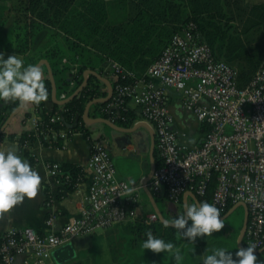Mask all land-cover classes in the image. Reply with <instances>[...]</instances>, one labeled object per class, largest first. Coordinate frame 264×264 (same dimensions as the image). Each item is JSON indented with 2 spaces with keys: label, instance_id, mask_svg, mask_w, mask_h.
Returning <instances> with one entry per match:
<instances>
[{
  "label": "built area",
  "instance_id": "obj_1",
  "mask_svg": "<svg viewBox=\"0 0 264 264\" xmlns=\"http://www.w3.org/2000/svg\"><path fill=\"white\" fill-rule=\"evenodd\" d=\"M109 64L114 73L122 72L118 64ZM126 75L133 82L114 87L104 112L106 120L115 124L125 119L121 111L131 102L139 110V121L152 128L160 162L149 182L152 196L176 204L183 194L191 193L199 201L216 203L223 216L232 207L245 204L249 213L247 244L254 243L257 250L264 248V56L250 83L239 88L235 68L215 58L190 22L172 35L142 77ZM172 93L179 96L182 109L195 122L207 126L199 145H188L186 134L174 129L169 107ZM58 120V116L49 120L47 125L54 128L49 131L39 129L40 119L31 123L35 132H47L64 142L79 132L57 124ZM87 168L91 186L79 215L57 231L8 230L0 236L1 264H15L18 256L26 254L32 255L35 264H44L55 249L78 237L137 219L146 225L158 220L154 212H139V188L117 179L104 143L91 141ZM47 171L61 184L56 179L61 173L59 163L48 164ZM212 179L216 184L208 200ZM128 188L133 191L129 193ZM53 222L51 217L46 225L51 227Z\"/></svg>",
  "mask_w": 264,
  "mask_h": 264
},
{
  "label": "trees",
  "instance_id": "obj_2",
  "mask_svg": "<svg viewBox=\"0 0 264 264\" xmlns=\"http://www.w3.org/2000/svg\"><path fill=\"white\" fill-rule=\"evenodd\" d=\"M241 3L242 0H0V51L23 56L26 64L46 59L54 79L56 99L59 100L61 95H65L67 99L82 85L84 72L91 66L93 59L114 62L122 69L119 74L111 72L108 80L112 89L116 85L131 84L133 79L126 74L142 75L159 58L172 35L192 22L215 58L235 66L237 86L245 88L262 63L264 42L254 39V25L243 27L242 34L245 35L240 37L241 33H237L233 25L229 24L232 21L229 16L235 13L241 15V12L246 11L239 7ZM115 5L120 6L121 12H126V17L111 22L108 12ZM253 9L255 8L249 11L252 12ZM46 29L52 32L49 39L62 37L63 47L55 45L48 50L33 48L37 36ZM74 65L76 68H71ZM43 69L49 96L47 101H42L38 106L33 105L44 116L39 129L53 130L47 124L51 118L58 116L57 124L68 130L81 132L91 143L83 114L89 103L106 98L107 92L100 89L102 81L90 76L82 91L73 100L60 106L51 101L52 84L46 67L43 66ZM70 70L73 75L69 82L63 75ZM47 102L52 103L51 110L45 108ZM108 102L92 104L90 115L107 119L104 109ZM18 106L17 102L0 100V127ZM121 116L125 119L117 121L115 125L124 129L131 128L141 120L137 112L128 108L121 111ZM28 118L29 114H26L24 121ZM104 127L108 129L106 125ZM200 127L203 134L207 132L206 125ZM34 140L32 133L23 134L18 139L21 146L25 141ZM62 144L63 141L58 139L50 145L61 148ZM25 156L33 163L29 154ZM154 157L157 168L160 162L156 153ZM84 176L82 167L62 164L61 173L56 178L61 183L56 199H60L63 190H74L84 181ZM215 184V179H212L207 193L208 200ZM48 198L51 197L47 195ZM163 198L154 197L157 206L158 201L164 200ZM178 207L180 212L161 210L158 206L164 219L180 214L183 208L181 205ZM240 227L242 224L233 230L223 228L214 233L213 239L198 238L193 246L181 240L176 230L164 228L159 220L146 225L137 219L132 223L104 230L97 239L98 244L93 245L94 253L88 256L76 254L73 260L65 264H201L203 257L210 254L212 248L226 246L218 240L222 234L228 233L233 241V250L236 251ZM148 230L165 240L173 241L184 258L177 262L169 253L144 251L141 243L146 239L145 232ZM101 240L106 242L109 256L103 262L98 261V252H95L96 246L102 245ZM242 244L244 247L248 245L245 237ZM193 247L194 253L191 251ZM257 256L264 258V251Z\"/></svg>",
  "mask_w": 264,
  "mask_h": 264
},
{
  "label": "crops",
  "instance_id": "obj_3",
  "mask_svg": "<svg viewBox=\"0 0 264 264\" xmlns=\"http://www.w3.org/2000/svg\"><path fill=\"white\" fill-rule=\"evenodd\" d=\"M239 7L246 11L241 12L243 13L241 15L235 13L233 16H229L231 18L230 20H232L229 24L233 25V28L237 33H241L240 37L245 35L242 34L243 27L247 25H254L253 29L256 31V35L253 36L254 39L264 42V0H242L241 6ZM252 8L255 9H253L252 12L249 11ZM48 36L49 33L47 32V29L43 30L37 36L33 48H41L42 50L46 48L44 50H48L55 45H60V47L63 45L61 36H56L57 38L55 39H49ZM255 42L256 41H254V43ZM20 57L24 59L23 56ZM42 60L46 61L49 65L46 59ZM91 67H93V69H91ZM71 68L75 69L76 65ZM88 70L96 73L102 79L110 83L108 79L113 71L109 62L93 59L91 61V66L86 71ZM145 72L137 77H142ZM72 75L73 71L70 70L65 72L63 76L66 81L70 82ZM90 76H88V78ZM101 83L102 85H100V89L105 90L108 93L107 85L103 82ZM65 99V95H61L59 100H57L62 101ZM51 105V102H47L45 104V108L47 110H51ZM91 106L88 110V118L90 120L102 119L92 117V114L90 115ZM127 107L128 109L137 112L139 115V110L133 103L129 102ZM169 107L175 120L174 129L179 133L186 134V142L188 145H199L203 138V132L200 127L201 125L195 122L191 114L182 109L179 96L177 94L172 93ZM15 111L16 113L12 115ZM13 112L6 118L7 120L12 116L4 131L0 133V150H6L13 144H18L21 155L28 159L25 155L29 154V156L33 158V163L31 164L39 171L42 181L39 194L36 198L31 200L26 199L23 203L15 206L4 216L3 219H0V236L11 229L32 228L40 233L51 232L52 230L57 231L66 225L70 219L79 215L80 209L83 205V198L89 192L92 180L91 171L87 168L90 155V143L81 132H76L69 138V140L66 142L63 141L61 148H54L50 144L51 142L56 141V139H53V136H50L47 133L35 132L32 126V119L36 118L43 120L44 116L42 112L36 111L33 108V105L21 106L20 104ZM26 114H29V118L24 121V116ZM104 125L105 124L98 121H85V128L88 131L90 140L100 141L105 144L111 156L117 179L124 180L127 183H129L130 179L135 180V184L131 185L139 188V212L141 214L154 212L143 187V183L151 170V159L154 158L155 161L154 153H156V147L154 141V147L152 148V128L148 124L141 121L134 123V125L129 128L133 130L129 132H116L108 126L107 129ZM29 133L33 134L35 140L32 142L25 141L23 144L26 146H21L18 141L19 137L23 134ZM93 133H95L96 136H94ZM152 152L153 157L151 158ZM50 163H59L60 165L71 164L82 167L85 173L84 181L78 184V186L72 191L63 190L60 199H56V195L61 184H58L56 180L48 174L47 165ZM47 195L51 198L47 199ZM185 200H187L189 204L194 202L190 197V193H185L182 195L179 204L177 203V205H181L183 208ZM51 217H54V222L51 227H48L46 222ZM119 225L121 224H118V226ZM115 227H117V225L112 228ZM103 232L104 231H101L100 233H96L91 236L92 238L97 235L99 237ZM88 237H84L86 242H88ZM80 239L82 238L78 237L72 242L76 252L77 249L82 246V242H78ZM100 242L102 243L104 241L101 240ZM15 264L35 263L32 255L26 254L18 256ZM44 264L56 263L50 256Z\"/></svg>",
  "mask_w": 264,
  "mask_h": 264
},
{
  "label": "clouds",
  "instance_id": "obj_4",
  "mask_svg": "<svg viewBox=\"0 0 264 264\" xmlns=\"http://www.w3.org/2000/svg\"><path fill=\"white\" fill-rule=\"evenodd\" d=\"M48 96L42 62L26 64L20 56L13 53L5 58V53L0 51V100L17 102L21 106H38L47 101ZM41 181L39 171L20 154L18 144L0 150V219L26 199L36 198ZM129 184L134 185L135 180L130 179ZM132 191L133 188H128L129 193ZM162 224L166 229L176 230L181 240L193 246L198 238L212 236L225 226L216 203L199 201L189 204L187 200L180 214L162 218ZM145 236L141 243L144 251L169 253L177 262L184 258L173 241L154 235L151 230L146 231ZM257 249L254 243L238 247L235 252L214 247L203 257L201 264H264V258L257 256ZM191 251L194 253L195 247Z\"/></svg>",
  "mask_w": 264,
  "mask_h": 264
},
{
  "label": "water",
  "instance_id": "obj_5",
  "mask_svg": "<svg viewBox=\"0 0 264 264\" xmlns=\"http://www.w3.org/2000/svg\"><path fill=\"white\" fill-rule=\"evenodd\" d=\"M40 62H42L43 65L46 66L47 68V72H48V77H49V80L52 84V94H51V101L55 104H58L60 106L70 102L71 100H73L81 91L82 89L86 86L87 82H88V76L92 75V76H95L97 79H99L100 81H102L103 83H105L108 87V93H107V96L106 98H102V99H98V100H95L91 103H89L86 108H85V111H84V114H83V120L84 121H98V122H101L103 124H105L106 126H108L109 128H111L112 130L116 131V132H129V131H132L133 129H123V128H120L118 127L117 125L115 124H112L110 123L108 120H105V119H99V120H90L88 118V110H89V107L92 105V104H95V103H106L109 101L110 97L112 96V93H113V89H112V86L111 84L102 79L100 76H98L96 73L92 72V71H85L84 72V77H83V83L82 85L80 86V88H78V90H76L70 97H68L67 99L65 100H62V101H58L56 99V88H55V84H54V79H53V76H52V73H51V70H50V67L49 65L47 64L46 61L44 60H41ZM39 62V63H40ZM16 113L13 112L12 115H14ZM12 118V116L10 117ZM9 119H7L5 121V123L3 124V126L0 128V133L2 131H4L5 127L7 126V124L9 123ZM154 134V133H153ZM152 134L151 138H152V148L154 147V141H155V138H154V135ZM153 157V152L151 154V158ZM156 169V165H155V161H154V158L151 159V170H150V173L148 174V176L146 177L145 179V182L143 183V187H144V191L145 193L147 194L148 198H149V201L152 205V208H153V211L154 213L157 215L158 217V220L162 223V218H164L162 216V213L160 212L155 200H154V197L152 196L150 190L148 189V184L150 182V179L154 173ZM190 197L192 198V200L194 202H199V200L197 199V197L194 195V194H191L190 193ZM238 207H242L243 208V211H244V217H243V222H242V227H241V230L239 232V235H238V238H237V247H244L243 244H242V241H243V238L245 237V232H246V227H247V223H248V217H249V213H248V209L246 207L245 204H238L237 206H234L232 207L223 217V219L225 220L236 208ZM264 251V248L260 249V250H257V254L258 253H261ZM51 257L53 258L54 262L56 264H65L71 260H73L75 257H76V251L74 249V245L72 242L70 243H67L66 245L62 246V247H59L57 249H55L52 253H51Z\"/></svg>",
  "mask_w": 264,
  "mask_h": 264
},
{
  "label": "rangeland",
  "instance_id": "obj_6",
  "mask_svg": "<svg viewBox=\"0 0 264 264\" xmlns=\"http://www.w3.org/2000/svg\"><path fill=\"white\" fill-rule=\"evenodd\" d=\"M120 6L115 5L112 6L110 8V11L108 12V18H110V21H118L120 19V17H126V12H121V10L119 9ZM121 19H125V18H121ZM49 34H52V32L48 31ZM5 53V58H7L8 55H12V52H8V51H3ZM19 56V55H18ZM94 136H96L95 133H93ZM164 200L162 201H158V206L161 208V210H170L172 212H180V209L176 203V205H174V203L170 202L169 200H166V198H163ZM243 217H244V211L242 207H238L236 208L225 220V230H233V229H237L239 228V226L242 224L243 222ZM241 230V227H240ZM101 231H98V233H100ZM227 233V232H226ZM228 234V233H227ZM227 234H222L218 240L220 242H224L226 244V246L224 248H226L229 251H233L235 252V250H233L234 246H233V241L230 240V238L228 237ZM224 236V237H223ZM214 234L212 236H208L207 239H213ZM82 239H80V241H78L79 243L82 242V246H80L77 249L76 254L79 256H88L91 253H94V250H92V248L94 247L93 245H97V238L98 235L94 238L88 237V242L85 241L84 237H81ZM237 242V240H236ZM84 243V244H83ZM101 246H96L95 252H98V261L99 262H103L105 260L108 259V254H107V245L106 242H102Z\"/></svg>",
  "mask_w": 264,
  "mask_h": 264
}]
</instances>
